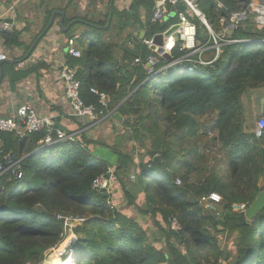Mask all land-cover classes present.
<instances>
[{
  "label": "trees",
  "instance_id": "1",
  "mask_svg": "<svg viewBox=\"0 0 264 264\" xmlns=\"http://www.w3.org/2000/svg\"><path fill=\"white\" fill-rule=\"evenodd\" d=\"M220 1L226 8L215 0H201L216 28L222 15L250 2ZM134 4V13L113 8L120 30L139 18L141 7L147 16L140 26L151 24L154 0ZM84 22L90 29L81 35L83 54L70 63L77 69L81 98L102 107L91 88L104 92L105 110L114 112L105 119L118 112L123 135L107 144L90 135L87 123L74 138L45 145V131L21 138L15 131L0 130V162L11 153L21 160L24 172L20 179L8 171L0 174V264L43 262L45 251L63 240L66 228L59 215L86 218L76 229L83 236L67 248L76 264H264V209L252 220L232 209L235 202L251 204L264 189V132L256 136L258 119L253 122L256 111L250 98L264 92V25L253 16L241 22L234 37L242 41L225 46L204 73L174 65L149 78L144 67L135 64L139 54L145 58L150 52L140 50L138 38L135 48L120 44L119 52L112 19L107 27L108 18ZM160 27L156 23L152 32ZM19 36L16 30L2 32L8 46L21 45ZM126 37L133 40V34ZM167 63L162 57L157 69ZM134 139L149 142V152L136 147L128 151ZM109 167L130 205L141 214L161 217V227L176 242L169 244V252L158 248L134 217L112 209L108 197L93 188V180ZM212 191L223 196L220 223L240 232L234 255L220 246L212 230L216 218L199 203L202 194ZM171 217L178 219L180 229L171 227Z\"/></svg>",
  "mask_w": 264,
  "mask_h": 264
},
{
  "label": "built area",
  "instance_id": "2",
  "mask_svg": "<svg viewBox=\"0 0 264 264\" xmlns=\"http://www.w3.org/2000/svg\"><path fill=\"white\" fill-rule=\"evenodd\" d=\"M215 1L219 8H226L220 0ZM181 5H184L186 8L181 9ZM173 12H175V15L171 17ZM250 16H253L258 24L264 25V2L261 0H250L248 6L237 11H232L229 15H222L219 18L220 26L216 28L214 23L210 22L206 13L202 10L201 0H154L151 24L143 27L142 33L144 35L142 38L140 33L136 35L140 40V50L146 47L150 49V52L145 58L139 54L135 58V64L137 66L142 65L149 78H153L163 69L174 65L179 68H185L190 72L199 71L200 73H204L206 69L213 67L219 60L225 46L242 41L236 39L234 33L239 28L240 23ZM196 19L200 23H197ZM165 21L166 25L163 31L152 32V26L156 23L162 24ZM175 24L179 26L166 35L165 32ZM14 31V23L10 22L4 13H0V32ZM175 33L178 34V38L175 37ZM159 34L163 36L160 44L156 42V36ZM158 48H161L164 54L167 53L169 55L167 58L168 63L161 70H158L157 66L161 58H164V54L158 53ZM68 52L74 58L82 56V49L77 47V37H72L68 40ZM175 52H179L180 55L175 57ZM6 58V52L0 48V62L6 60ZM60 76L66 86V95L70 102L72 116L88 119L96 123L112 113H107L105 110L108 107L107 95L96 88H91V91L100 96L102 107L85 104L80 95L81 82L77 77L76 68L66 63L60 69ZM0 130L15 131L21 138L32 132L45 131L46 135L42 140V143L45 145H51L56 141L66 138H74L79 132L67 133L65 130L59 128L53 115H41L31 104L21 105L13 116L0 117ZM263 132L264 117L262 116L257 121L255 133L260 138ZM6 171L10 172L17 179L24 177V172L21 169V160L14 157L11 153L4 155L3 160L0 162V174ZM114 172V168L109 167L107 172L97 176L92 183L94 189L108 193V204L112 209L117 208L114 192ZM176 183L181 185L182 180L177 178ZM260 184L264 186V175L261 178ZM222 200L223 196L216 191L204 193L199 197L200 205L216 218L222 216L220 209ZM249 205L246 202H235L232 204V209L235 212L245 213ZM59 218L64 219L66 230L67 228L82 224L86 220L83 216L74 215H59ZM170 224L173 229L178 230L181 228L176 217L170 218ZM74 241L67 244L62 255L68 256L67 248ZM71 257L74 258L73 255ZM26 264H44V262H28Z\"/></svg>",
  "mask_w": 264,
  "mask_h": 264
},
{
  "label": "crops",
  "instance_id": "3",
  "mask_svg": "<svg viewBox=\"0 0 264 264\" xmlns=\"http://www.w3.org/2000/svg\"><path fill=\"white\" fill-rule=\"evenodd\" d=\"M132 3L134 0H0V13L14 23L22 43L8 46L0 32V48L7 54L0 65V117L13 116L18 107L31 104L41 115H53L59 128L67 132H81L87 123L86 129L91 127L93 122L88 119L72 116L66 86L60 76L62 66L74 58L68 52V40L77 37V47L83 49L81 35L90 29L84 20L99 22L110 18L112 36L133 34L136 40L129 46L135 48L139 44L136 35L142 33L140 25L146 23L147 10L141 7L139 18L131 21L132 25L125 30L116 27L119 21L112 16L113 8L134 13L135 7L130 8ZM55 10L65 14H56L52 26L46 29ZM112 119L104 120L112 126L120 122L117 117ZM1 145L0 141V148ZM74 234L79 235L77 239L83 236L77 231Z\"/></svg>",
  "mask_w": 264,
  "mask_h": 264
},
{
  "label": "rangeland",
  "instance_id": "4",
  "mask_svg": "<svg viewBox=\"0 0 264 264\" xmlns=\"http://www.w3.org/2000/svg\"><path fill=\"white\" fill-rule=\"evenodd\" d=\"M262 2H264V0H261ZM125 30V29H122ZM163 28L159 29V32L163 31ZM116 36H113L112 38L114 39V41H116V43L118 44V51L122 52L123 48L121 47V45H124L125 47H129V44H132L131 42V38H128L125 36L126 35H122L120 33H116ZM122 42V44L120 45L119 41H117V38ZM157 37V36H156ZM134 41V40H133ZM156 42L158 44H160L162 42H160V38L157 37L156 38ZM180 54L178 52H176L175 56H179ZM172 72H174V70L169 71L166 74V77L169 76ZM264 91V90H263ZM251 101L253 102L254 99V109H255V113L253 114V122H256L257 119H259L260 117H262V104L264 101V92H260L259 94H254L253 96H250ZM105 119V118H104ZM104 119L93 123V125L91 126L90 130V135H94V137L98 138L101 142H105L107 144L112 145L113 141L115 140L116 137H119L120 135H123L121 132H123V125L120 122H116L114 123V125H110L107 120L105 121ZM114 119V118H113ZM114 121V120H112ZM107 122V123H106ZM127 128H125L126 130ZM127 133V132H125ZM144 133V131H143ZM143 135V134H142ZM132 147H136L137 151L142 153L144 151L145 148L149 147V142L143 141V140H139V139H134L132 141H129L126 148L128 151H130L132 149ZM149 148L147 150L146 153L149 152ZM114 192H115V202L117 204V207L120 208L124 213H126L127 215H129L130 217H134L139 224H141L145 229H147V233L150 236L151 239H153L157 245L158 248L162 249L164 252H169L170 250V243H172L173 245L176 243L174 242V240L169 237L167 230H165L164 228H162L161 224L159 223L160 221L158 220L161 219V217H152L151 215H147V214H141L135 206L130 205V203L128 202L127 199H125V191L122 188V183L120 182L119 179H117V177L114 180ZM216 218V217H215ZM217 219V220H216ZM215 222H216V227L213 226L214 229L212 230H216V235L219 239V243L220 246L225 250V251H229L231 252L233 255L234 253H236V243L238 241L240 232L237 229H232V228H226L225 226H223L220 221L223 219V215L220 218H216ZM77 225H75L74 227L71 228H67V230L65 231L63 240L53 246L48 248L45 251V258H44V264L47 261H54L52 259V257H55L56 254L58 252V249L63 245V243H65L68 239H70V236H74L75 241L77 240V237L79 235L74 234L76 233V229H77ZM164 227V225H163ZM215 232V231H214ZM68 244V243H67ZM60 253V252H59ZM59 256L62 259H65L69 256L71 259V255L68 254L67 257H65L64 255H62V253H60L58 255L57 258H59ZM56 261H59L57 260ZM76 264V260L75 258L72 259V261H68V262H60V264ZM42 263V262H41Z\"/></svg>",
  "mask_w": 264,
  "mask_h": 264
},
{
  "label": "water",
  "instance_id": "5",
  "mask_svg": "<svg viewBox=\"0 0 264 264\" xmlns=\"http://www.w3.org/2000/svg\"><path fill=\"white\" fill-rule=\"evenodd\" d=\"M238 1H239L240 3H246L248 0H238ZM133 7H134V3L131 4L130 8L133 9ZM185 8H186V7H185L184 5H181V9H185ZM56 14H62V15H64L65 13L62 12V11H59V10H55V11L52 13V16H51V18H50V20H49V22H48V25H47L46 29H49V28L52 26V24L54 23V20H55V16H56ZM174 15H175V12H173V13L171 14V17H174ZM109 22H110V18H109V21H108V23H107V26H108ZM165 25H166V21H165L164 23L161 24V28H164ZM107 26H106V27H107ZM178 26H179L178 24L173 25L170 29H168V30L165 32V34H166V35L169 34V33L172 32L173 30H175ZM143 35H144V33H141V36H142V37H143ZM202 36H205V35H202ZM142 37H141V38H142ZM157 37L160 38V42H161V40L163 39V36H162L161 34H159V35H157ZM157 37H156V38H157ZM175 37L178 38V34H177V33H175ZM152 48H154V47H152ZM157 51H158V53H163V54H164V52H163V50H162L161 48H158ZM164 57L168 58L169 55L166 53V54H164ZM2 63H3V61L0 63V65H1ZM1 80H2V75H1V77H0V83H1ZM115 117H117L118 119L120 118V115H119L118 112H115ZM160 158H161L160 155H156V156L154 157V160H155V161H159ZM101 192H102V195H103L105 198L108 197V193H107L106 191H101ZM262 209H264V189L259 193V195L256 197V199H255V200L249 205V207L247 208V210H246V212H245V220H247V219H248V220H252V219H254L255 216L257 215V213H258L259 211H261ZM45 264H50V261H47Z\"/></svg>",
  "mask_w": 264,
  "mask_h": 264
},
{
  "label": "bare ground",
  "instance_id": "6",
  "mask_svg": "<svg viewBox=\"0 0 264 264\" xmlns=\"http://www.w3.org/2000/svg\"><path fill=\"white\" fill-rule=\"evenodd\" d=\"M69 238H70V239H68L65 243H63V245L58 249V252L55 253L56 256H55V257H52V259H53L54 261H50V264H60V262H62V261H63V262L72 261L73 258L71 259L70 257L66 258V260H65V259H62L60 256H59V258H57L58 255H59L60 253H63V252H64L65 247L67 246V243L71 242L72 240H73V241L75 240L74 236H70ZM73 238H74V239H73ZM59 252H60V253H59ZM56 258H57V260H59V261H56Z\"/></svg>",
  "mask_w": 264,
  "mask_h": 264
},
{
  "label": "clouds",
  "instance_id": "7",
  "mask_svg": "<svg viewBox=\"0 0 264 264\" xmlns=\"http://www.w3.org/2000/svg\"><path fill=\"white\" fill-rule=\"evenodd\" d=\"M111 112L114 113L113 111H111ZM112 113H111V114H112ZM73 257H74V256H73ZM67 258H68V257H67Z\"/></svg>",
  "mask_w": 264,
  "mask_h": 264
}]
</instances>
